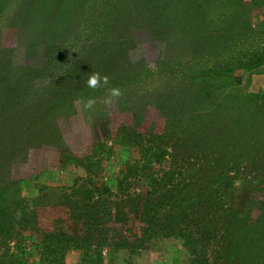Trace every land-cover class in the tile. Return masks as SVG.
Instances as JSON below:
<instances>
[{
  "label": "rangeland",
  "instance_id": "374dc122",
  "mask_svg": "<svg viewBox=\"0 0 264 264\" xmlns=\"http://www.w3.org/2000/svg\"><path fill=\"white\" fill-rule=\"evenodd\" d=\"M250 29L264 33V0H0V104L13 90H29L32 96L27 94V105L12 113L24 114L21 123L30 119L40 129L27 142L18 138L21 143L12 150L7 146L0 156V211L4 212L0 224L5 219L14 222L9 235L0 234V264H37L44 235L81 234V223L73 219L63 199L71 194L77 178L82 183L87 179L74 166L72 156L103 159L122 127L140 134L164 135L177 143L180 154L181 144L186 145L182 143V126L192 116L205 120L208 127L226 128L225 135L230 129L248 130V141H254L245 146V163L224 156V164L217 166L232 172H238L239 167L243 170L238 172L241 181L235 187L244 181L250 184L249 215L252 220L258 218L264 200L259 191L264 190V62L245 73H236L233 85L217 82L208 90L207 98L196 94L201 104L182 107L186 101L172 95L182 90L186 94L197 92L198 85L181 79L183 71L173 63H191L192 56L201 53L195 48L204 45L209 32H217L220 41L233 36L228 42L232 49L225 51L231 56L251 40ZM260 39L264 42V36ZM168 65L172 69L166 75ZM61 70L68 78L67 85L59 82L62 77L52 82ZM92 74L106 77L107 83L89 87L87 80ZM120 75L130 84L121 83L124 76ZM113 88L123 91L111 97ZM247 96H251V105L247 101V107L237 106L244 104ZM89 100L94 101L92 106L84 107ZM46 103L51 105L42 117L39 110L45 111ZM34 114L40 116L38 120ZM1 136L0 131V140ZM227 152L241 154L242 150L232 148ZM194 154L184 155L203 158L201 153ZM136 157L137 150L133 149L126 158L134 161ZM116 160L108 173L93 175L90 186L108 183L115 189L124 169L120 154ZM92 169L98 168L94 165ZM187 179L197 180L195 175ZM246 195L247 189L240 192L245 200ZM96 201V211L114 210L113 203ZM117 201L120 204V198ZM129 218L123 228L120 217L106 223L110 243L100 255L97 243H93L88 256L71 247L60 254L64 264L191 263L192 257L179 239L161 236L137 243L134 236L140 235V220L131 215ZM225 218L220 223L227 228ZM231 233L233 237L228 236V240L234 241L232 247L214 250V257L228 258L224 264H264V242L262 246L250 245L241 242L237 232ZM120 235L130 241L128 249H118ZM245 242L249 247H244ZM52 246L58 248L56 243Z\"/></svg>",
  "mask_w": 264,
  "mask_h": 264
},
{
  "label": "trees",
  "instance_id": "16d2710c",
  "mask_svg": "<svg viewBox=\"0 0 264 264\" xmlns=\"http://www.w3.org/2000/svg\"><path fill=\"white\" fill-rule=\"evenodd\" d=\"M209 33L211 35L208 37L209 39H204V45L195 48V50L199 49L201 53L193 55L191 63L177 60L173 63L174 67L179 66L182 69L181 79L198 85L196 86L198 90L195 93L186 94L183 93L185 90L181 89L182 91L172 94L175 98L186 101L182 103V107L189 103L201 104L200 100L195 97L196 94L199 95V98L201 95L207 98L208 90L211 86L216 87L217 82L226 81L227 84L233 85L236 73H245L264 62V42L260 39L264 36L263 31L256 33L250 29L251 40L246 41V44L242 46V51L236 49L237 55L231 56L226 55V52L232 49L228 42H231L233 36L223 37L220 41L216 37L217 32ZM255 33L257 37L252 39ZM168 68L169 70L165 72L166 75L171 73L172 67L168 65ZM65 74L64 70L56 72L52 82L62 77L59 82L67 85L68 78L64 77ZM162 79H167V76ZM123 81L129 82L130 80L126 76L124 79L120 77V82L125 83ZM120 91L123 90L120 89ZM27 94L32 96L29 90L24 89L20 92L13 90V94L5 96L0 104L2 111L0 113L2 135L0 156L5 154L7 146L12 150L18 143H21V139L27 142L40 131L39 127L29 118L27 123H21L22 119L26 118L24 114L12 113L13 110L14 112L21 110L27 105L29 100ZM247 97L244 104L237 103V106L245 105L247 107L245 104L247 101V104L251 105V96ZM260 98L263 99V97ZM257 101L259 102L260 99ZM45 105H47L44 106L45 111L39 110L42 117L46 115L51 104L46 103ZM197 108L199 107L197 106ZM39 117L36 114L33 116L35 120H38ZM198 117H190L182 126L185 127L183 136L185 140L182 143L186 144H181L182 154L177 151V143L174 144L170 138L164 135L140 134L132 129L127 130L122 127L115 134L111 141L113 144L108 146L109 153L106 151L103 159L95 161L94 157L79 159L72 156V161L76 162L74 166L80 168L87 179L82 183L77 178L73 182L71 194L63 199L70 208L73 219L81 223L82 232L78 236L67 235L63 232L51 237L44 235L45 239H43V243L41 242L43 245L37 264H64L60 254L62 255L65 249L71 247L83 251L88 256L93 243L98 244L97 254L100 255L102 249L105 246L109 247L108 243H110V230L106 223L111 222L113 217H120V225L122 228L126 227L125 225L130 221L129 215L140 220L138 227L140 235L134 236L137 243L142 244L148 242L151 237L161 236L179 239L192 257L190 264L226 263L228 258L222 260L221 257H214L213 254L214 250H223L225 245L232 247L231 244L234 241L228 240V236L233 237L231 231L239 234L241 242L247 241L250 245L259 244L262 246L264 242V200L258 210L259 217L252 220L248 208L252 196L250 184L243 180L242 186L235 187L241 181L240 173L243 170L240 167L237 168V171L240 172L238 173L227 170L229 168L217 166L221 163L224 164V156L235 158L236 161H241L240 163L244 164L247 153L245 146L251 145L254 140L248 141L249 137L246 135L248 130L230 129L229 133L225 135L226 128L223 130L208 127L205 120L199 121ZM18 128L20 130H17ZM260 128L262 129L263 126L261 125ZM125 130L128 132L126 133ZM17 131L21 135H18ZM232 148L240 149L242 153H228L227 151ZM133 149L137 150V157L134 161H128V155ZM115 150L117 155H114ZM192 152L195 153L194 155L201 153L203 158L200 160L184 155ZM119 154L120 166L123 165L124 169L120 172L117 187L111 189L108 183H105L104 186L98 182L90 186L91 177L108 173V168L114 166L111 164L117 162L116 156ZM194 160L197 161L194 162ZM94 165L98 168L96 171L92 169ZM210 166H214V169H209ZM190 175H195L197 180L194 182L187 179ZM109 182L113 184V180L110 179ZM246 189L245 200L240 196V192ZM259 191L261 195H264L263 189H259ZM253 193H256V190ZM119 198L120 204L117 203ZM96 199L102 200L103 205L113 203L114 210L108 208L105 212L96 211L93 209L94 203L97 202ZM1 215H4L3 211H0V220ZM223 218L227 221V228H224L220 223V219ZM5 221L3 220L0 224V234L9 235L14 228V222H9L8 219ZM53 243H56L58 248L52 246ZM247 243L245 242L244 247H249ZM114 244L116 247L119 245L118 243ZM129 245L130 241L120 235L118 249H128Z\"/></svg>",
  "mask_w": 264,
  "mask_h": 264
},
{
  "label": "clouds",
  "instance_id": "9594fccd",
  "mask_svg": "<svg viewBox=\"0 0 264 264\" xmlns=\"http://www.w3.org/2000/svg\"><path fill=\"white\" fill-rule=\"evenodd\" d=\"M107 83V78L106 77H100L99 74H92L88 77V80H87V85L89 87H92V88H95L97 87V85L99 83ZM120 95V91L119 89H116V88H113V89H110V96L111 97H118ZM94 103V101L92 100H89L87 101V103L84 105V107L86 108H90L92 106V104Z\"/></svg>",
  "mask_w": 264,
  "mask_h": 264
}]
</instances>
